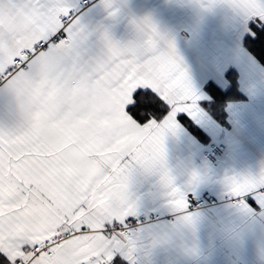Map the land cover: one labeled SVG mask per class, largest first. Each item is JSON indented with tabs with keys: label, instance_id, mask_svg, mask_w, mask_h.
Returning a JSON list of instances; mask_svg holds the SVG:
<instances>
[{
	"label": "snow or ice",
	"instance_id": "6c2138e0",
	"mask_svg": "<svg viewBox=\"0 0 264 264\" xmlns=\"http://www.w3.org/2000/svg\"><path fill=\"white\" fill-rule=\"evenodd\" d=\"M227 5L264 43V0H195ZM108 17L119 9L101 0ZM135 38L98 33L85 59V26L70 0H0V90L20 120L0 127V264H134L129 196L134 170L154 172L186 226V193L165 164L164 139L177 114L200 112L174 43L149 17L130 21ZM193 171L188 183L198 182ZM233 199L264 205V175L230 177Z\"/></svg>",
	"mask_w": 264,
	"mask_h": 264
},
{
	"label": "crops",
	"instance_id": "0c3cea01",
	"mask_svg": "<svg viewBox=\"0 0 264 264\" xmlns=\"http://www.w3.org/2000/svg\"><path fill=\"white\" fill-rule=\"evenodd\" d=\"M70 3L72 15L85 26L87 39L80 46L85 59L101 54L100 31L107 30L114 40L126 42L136 35L130 21L149 17L174 43L200 97L198 114H177V130L164 139L165 164L186 197L203 195L215 200L210 210L216 222L187 208L186 214L194 216L195 223L184 225L169 206L167 189L158 174L134 170L129 196L135 214L128 218L161 216L134 233L133 256L142 262L137 264H264V205L252 201L247 211L232 198L228 180L264 175V68L242 48L250 23L227 5L204 10L195 0H113V7L119 9L116 17H108L101 0ZM230 72L237 74L243 98L225 104V119L220 122L208 109L212 95L206 86L212 83L225 92L231 85L226 77ZM182 119L198 133L189 130ZM19 120L15 98L0 90V127L15 128ZM218 142L226 146L225 155L215 167L206 166L204 149ZM193 171L200 179L189 184Z\"/></svg>",
	"mask_w": 264,
	"mask_h": 264
},
{
	"label": "trees",
	"instance_id": "16d2710c",
	"mask_svg": "<svg viewBox=\"0 0 264 264\" xmlns=\"http://www.w3.org/2000/svg\"><path fill=\"white\" fill-rule=\"evenodd\" d=\"M248 27L250 30V34L244 37L242 41V48L247 51L250 55H252L255 60L262 66V68H264V43L256 41L251 24H249ZM255 27L264 30V24H259ZM236 75V73L234 75V72H230L227 74L226 77L230 80L231 85L225 92L219 90L212 83L206 86V90L212 95V102L208 105V109L212 113V115H214L220 122H224L225 119V104L228 101L243 98V95L240 93L239 83L237 81ZM182 121L184 124H187L189 130L196 134L198 133V131L193 125L186 122V120L182 119ZM114 264L130 263L125 259L117 257L114 261Z\"/></svg>",
	"mask_w": 264,
	"mask_h": 264
},
{
	"label": "built area",
	"instance_id": "2783aa9c",
	"mask_svg": "<svg viewBox=\"0 0 264 264\" xmlns=\"http://www.w3.org/2000/svg\"><path fill=\"white\" fill-rule=\"evenodd\" d=\"M86 3V2H84ZM226 152V146L221 143H213L204 149L203 160L206 166L215 167L219 161L224 157ZM188 209L196 210L201 212L207 218L216 222L215 216L212 214L210 207L213 206L216 202L214 199L206 197V196H194L188 195L186 197ZM161 219L159 214H150L148 219H144L142 217H130L127 219V226L129 231L135 233L139 230V228L149 221H156ZM167 220H170L169 217H166Z\"/></svg>",
	"mask_w": 264,
	"mask_h": 264
},
{
	"label": "rangeland",
	"instance_id": "374dc122",
	"mask_svg": "<svg viewBox=\"0 0 264 264\" xmlns=\"http://www.w3.org/2000/svg\"><path fill=\"white\" fill-rule=\"evenodd\" d=\"M145 228H146V227H145ZM134 258H135L134 263L137 264V262H138V261H137V257H134ZM138 263H142V262L139 261Z\"/></svg>",
	"mask_w": 264,
	"mask_h": 264
}]
</instances>
